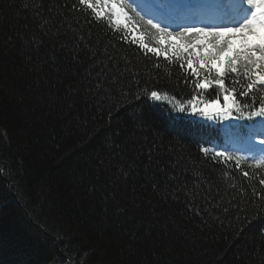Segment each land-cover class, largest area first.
Masks as SVG:
<instances>
[{"label":"trees","instance_id":"obj_1","mask_svg":"<svg viewBox=\"0 0 264 264\" xmlns=\"http://www.w3.org/2000/svg\"><path fill=\"white\" fill-rule=\"evenodd\" d=\"M121 5L0 0V264H264V165L224 148L264 117L200 112L224 89Z\"/></svg>","mask_w":264,"mask_h":264},{"label":"snow or ice","instance_id":"obj_2","mask_svg":"<svg viewBox=\"0 0 264 264\" xmlns=\"http://www.w3.org/2000/svg\"><path fill=\"white\" fill-rule=\"evenodd\" d=\"M79 3L90 10H95V16L101 19L104 13L100 8L110 7L117 23L120 22V16L125 14L121 0L95 2L79 0ZM247 5L249 7L246 10L240 9L244 14L240 15L239 19L212 14L215 0H210L209 3L198 6L191 4L176 6L166 16L155 18L160 21L159 23L153 24L152 20L148 21V24L159 33L157 45L163 44V52L161 53L159 48H152L150 50L152 55L158 59L169 57L171 51V56L184 58L189 72L197 78L196 88L211 90L215 86L224 89L223 107L219 99L212 100L199 109L204 115H208L209 111L231 115L235 109L240 114L235 117L237 120L245 116L249 120L253 117H264V95L259 97L254 95L258 90L264 89V0H247ZM228 24L238 26L229 27ZM40 27L43 29L44 24ZM170 28L179 31L174 34L169 31ZM237 34L240 41L238 46L233 43ZM35 40L36 37H33V41ZM140 47L149 52L147 44H141ZM179 67L183 68L184 64H180ZM239 69H243L247 83L239 90L235 88L229 90L225 77L229 74L239 75ZM202 72L206 76L201 80ZM213 73L214 78L209 79L208 76ZM151 97L157 98V92L152 91ZM192 110L197 111L195 104L192 105ZM259 123L261 125L259 129L255 127V122L235 126L237 128L235 135L241 138L242 144L239 148H234V151L249 153L247 158L254 160L257 167L264 165V139L259 141L256 139L257 136H264V120ZM239 129L246 131L241 132ZM216 155L223 156L226 160L233 159L224 152ZM257 156L262 159L257 160ZM240 159H236L235 162L239 164ZM260 183L264 184V180Z\"/></svg>","mask_w":264,"mask_h":264},{"label":"rangeland","instance_id":"obj_3","mask_svg":"<svg viewBox=\"0 0 264 264\" xmlns=\"http://www.w3.org/2000/svg\"><path fill=\"white\" fill-rule=\"evenodd\" d=\"M127 1H130L131 4L134 5V7H135L139 12H141L143 15H145L143 11L146 12L147 9H150V3H152V4H151V9H152L154 3H155V4H162V5H165V6H166L165 13L168 14L170 11H172V9H173L174 7H176V6H183V2H182V1H184V0H141V3H140V0H127ZM216 1H221V2H223V3H224L225 5H227V6L230 5V3L225 2V1H223V0H215V2H216ZM143 2H144V3H143ZM241 3H242V5H239V4H241ZM199 4L201 5L202 2L199 1V2H198V5H199ZM144 7H145L146 9H145ZM236 7H237V9L239 10L238 17H237V19H239L240 15L244 14V13H241V12H240V9H245V10H246L249 6L247 5V0H236ZM110 9H111V8H110ZM218 9H220L219 6H218V7H214V11L216 10V14H217V10H218ZM111 11H112V10H111ZM223 13H224V12H221V13H219V14H217V15H221V16H222ZM162 14H163V13H162ZM247 14L250 15V13H247ZM164 16H166V15H164ZM241 22H242V21H241ZM199 26H203V25H199ZM227 26H229V27H237L238 25H237V24H228ZM238 36H239V34H237L236 38H234V41H233L234 45H236V46H238L239 43H240ZM263 120H264V119H263ZM259 121H261V120H259ZM259 121H257V123H256V126H257L258 129L261 127ZM256 139H257V141H259V140H261V139H264V136H257ZM233 144H234V145H237V146H240V145H241V144H240L239 142H237V141H234ZM247 155H250V154L247 153ZM256 158H260V156H257Z\"/></svg>","mask_w":264,"mask_h":264},{"label":"bare ground","instance_id":"obj_4","mask_svg":"<svg viewBox=\"0 0 264 264\" xmlns=\"http://www.w3.org/2000/svg\"><path fill=\"white\" fill-rule=\"evenodd\" d=\"M143 3H144V2H143ZM223 15H225V13H224Z\"/></svg>","mask_w":264,"mask_h":264}]
</instances>
